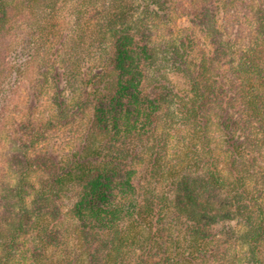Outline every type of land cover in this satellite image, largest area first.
I'll use <instances>...</instances> for the list:
<instances>
[{"label": "trees", "instance_id": "16d2710c", "mask_svg": "<svg viewBox=\"0 0 264 264\" xmlns=\"http://www.w3.org/2000/svg\"><path fill=\"white\" fill-rule=\"evenodd\" d=\"M32 62L54 112L5 134L0 264H264V0H0V132Z\"/></svg>", "mask_w": 264, "mask_h": 264}, {"label": "rangeland", "instance_id": "374dc122", "mask_svg": "<svg viewBox=\"0 0 264 264\" xmlns=\"http://www.w3.org/2000/svg\"><path fill=\"white\" fill-rule=\"evenodd\" d=\"M16 2L18 0H15ZM63 16L67 13L66 8L63 10ZM69 18L68 15H65L62 19V23L64 25L67 24ZM20 23V22H19ZM13 24H16L15 22ZM18 24V22H17ZM16 27V30L19 28L20 35H19V42H23L25 40V35H23L22 28L25 27V24L18 25ZM182 25H188V20H181ZM198 35L200 37L202 36V33L198 30ZM17 48L18 45L15 44ZM14 48V47H13ZM15 47L13 50H11V57L17 56L15 59H21L22 61L25 60L24 53H19V50H17ZM16 50V51H15ZM18 54H20L18 56ZM14 59V60H15ZM38 65V62L35 64V62H32L26 66L24 69L23 77L21 78V83L15 87L14 91L15 94L12 97L10 103H9V109L7 111L6 117H5V127L3 129H8L7 131L2 130L0 132V152L5 153V148L8 143V140L6 139V133L13 131L12 127L10 126L13 122L18 121L19 123L26 122L29 118L34 121L39 122H45L50 116L53 114V106L50 99V85L44 87L45 89L42 91V94L34 95L32 85L34 84V80H32L33 77H35L38 73L36 71V67ZM15 75H13L14 77ZM172 80L179 85L180 87L185 86L184 79L178 75V74H171ZM9 83L5 85V88H8ZM1 92V91H0ZM2 105V100L0 101V106ZM13 121V122H12ZM74 129L68 128V127H61V128H53L50 132V136L48 135V139L45 140V144H43V150L46 149H53L55 152L62 149H68L72 143V136H73ZM141 167H143L142 164H139L137 168L140 170ZM24 243L26 247L30 246L31 241L29 239L24 240Z\"/></svg>", "mask_w": 264, "mask_h": 264}]
</instances>
